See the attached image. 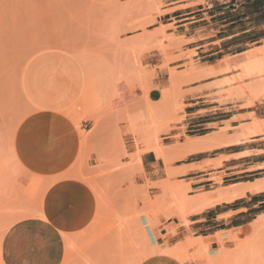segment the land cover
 <instances>
[{
	"label": "rangeland",
	"instance_id": "1",
	"mask_svg": "<svg viewBox=\"0 0 264 264\" xmlns=\"http://www.w3.org/2000/svg\"><path fill=\"white\" fill-rule=\"evenodd\" d=\"M181 3L0 0V264L7 231L24 218L42 216L49 191L64 178L89 191L93 208L89 222L59 227L58 264H139L156 252L185 263L264 264V214L242 232L219 234L221 245L209 254L203 240L189 230L190 209L182 208L179 190L167 189L169 184L180 187L190 197L197 193L191 183H153L138 176L145 149L154 146L170 162L162 142L184 119L180 95L185 83L221 77L212 84L219 94L256 110L251 123L239 127L236 141L264 136V39L210 70H201L192 60L182 71L171 69L162 99L148 98L156 74L153 64L161 60L165 67L169 54L182 50L172 18L184 11ZM224 6L236 9L231 15H248L242 26L254 27L255 35L264 33V0H228ZM181 56L191 58L192 53ZM255 60L261 61L262 71L252 74L249 67ZM48 100L53 105H43ZM55 119L70 122L81 141L69 169L46 176L23 163L19 137L26 123L30 127ZM41 132L32 134L35 143ZM131 139L133 153L127 150ZM263 144L254 145L259 150L253 159L264 161ZM256 184L264 179L250 189L258 190ZM258 191L264 196V188Z\"/></svg>",
	"mask_w": 264,
	"mask_h": 264
},
{
	"label": "crops",
	"instance_id": "2",
	"mask_svg": "<svg viewBox=\"0 0 264 264\" xmlns=\"http://www.w3.org/2000/svg\"><path fill=\"white\" fill-rule=\"evenodd\" d=\"M180 2L184 11L172 18L174 33L183 40L182 50L169 54L171 59L165 67L161 60L153 64L156 74L148 93L153 102L162 99V89L172 80L171 69L182 71V66L192 60L201 70H210L218 67L226 56L240 53L264 39V33L255 35L254 27L242 26L248 15H231L236 9L220 7L228 0H173ZM187 52L192 53L191 58L181 56ZM220 79L205 78L182 85L184 119L174 124L163 137L167 140L162 142L170 162L152 146L140 153L143 172L138 175L153 183L166 179L191 183L197 193L190 195L194 198L191 200L187 195L191 202L186 200L188 204H183V208L190 209L186 216L189 230L203 240L209 254L220 247L219 234L227 236L228 231L237 229L242 232L264 214V210H257L264 207L263 191L249 187L264 179V175L260 176L264 171L255 172L264 170V161L253 159L259 150L254 145L264 142V136L236 141L241 136L239 127L251 123L250 114L256 110L244 106L242 100L219 94L212 84ZM43 105L53 103L48 100ZM26 125L21 128L18 146L23 163L46 176L68 170L80 146L77 129L70 122L57 119ZM41 130L42 138L35 143L32 134ZM127 150L135 152L132 139L127 142ZM178 157L179 162L174 161ZM242 188H245L243 195L227 198ZM167 189L187 193L171 184ZM92 208V196L83 185L69 178L60 180L49 191L42 216L24 218L7 231L1 244L3 264H58L62 254L59 227L89 222ZM139 264L195 263H185L167 252H156Z\"/></svg>",
	"mask_w": 264,
	"mask_h": 264
},
{
	"label": "bare ground",
	"instance_id": "3",
	"mask_svg": "<svg viewBox=\"0 0 264 264\" xmlns=\"http://www.w3.org/2000/svg\"><path fill=\"white\" fill-rule=\"evenodd\" d=\"M256 51V50H255ZM81 52V51H80ZM85 52V51H84ZM88 53H86V55H87ZM91 55V54H90ZM92 56V55H91ZM100 59V58H99ZM98 63H101V62H98ZM261 61H257V60H255V62H253V63H251L250 65H252L253 64V66H250L249 68H251L250 70L251 71H249L250 73H252V74H254V73H257V72H260V71H262V68H261ZM92 64V63H91ZM97 64V63H96ZM98 65V64H97ZM99 66H101V65H99ZM98 66V67H99ZM226 68H228V67H226ZM107 69V68H106ZM103 73H102V71H101V75H102ZM111 80V79H110ZM91 81V80H90ZM101 83V82H100ZM98 85H99V83H98ZM112 85V84H111ZM100 86H102V84L100 85ZM104 86V85H103ZM102 86V87H103ZM90 88V87H89ZM97 92V91H96ZM104 92V91H103ZM253 132V131H252ZM255 132V131H254ZM253 132V133H254ZM257 132V131H256ZM255 132V133H256ZM166 155V154H165ZM258 190H261L262 188H264L263 186H264V184H256V185H254ZM182 191V190H181ZM244 192H245V188H242V189H237V190H234L229 196H227V198H233V197H237V196H240L241 194L243 195L244 194ZM184 193V192H183ZM179 198L181 199V201L184 203V204H188V203H185V201L187 200L188 202H191V201H189V200H191V199H194V198H190L189 200L187 199V194H186V197H184V196H182V192L180 193V191H179ZM180 195H181V197H180ZM183 195H185V194H183ZM177 197V200H179V198ZM198 197V196H197ZM200 199V198H199ZM186 201V202H187ZM195 201V200H194ZM215 202V201H214ZM193 205V204H192ZM183 208V207H182ZM258 218V217H257ZM257 220V219H256ZM258 221H260V220H258ZM256 223H258V222H256ZM253 224H255V223H253ZM237 230H239V229H237ZM236 235V234H235ZM233 237H235V236H233ZM237 237V236H236ZM239 237V236H238Z\"/></svg>",
	"mask_w": 264,
	"mask_h": 264
}]
</instances>
